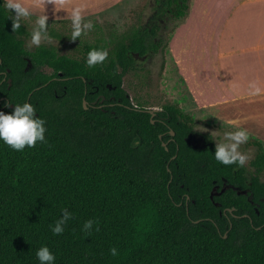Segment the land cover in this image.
Listing matches in <instances>:
<instances>
[{
    "label": "trees",
    "instance_id": "obj_1",
    "mask_svg": "<svg viewBox=\"0 0 264 264\" xmlns=\"http://www.w3.org/2000/svg\"><path fill=\"white\" fill-rule=\"evenodd\" d=\"M189 1L154 0L148 24L78 58L28 51L25 27L12 31L0 0V112L29 103L46 128L44 142L23 151L0 139V264H40L44 246L54 264H264V144L249 138V166H225L210 138L190 144V115L166 104L152 116L123 87L139 58L163 48L159 19L183 22ZM92 49L108 58L89 68ZM225 183L249 194L227 189L212 200ZM64 210L71 218L54 235Z\"/></svg>",
    "mask_w": 264,
    "mask_h": 264
},
{
    "label": "rangeland",
    "instance_id": "obj_2",
    "mask_svg": "<svg viewBox=\"0 0 264 264\" xmlns=\"http://www.w3.org/2000/svg\"><path fill=\"white\" fill-rule=\"evenodd\" d=\"M220 1L190 0V16L184 24H182L184 21L177 22L170 18L160 19L162 23L159 35L164 42L163 48L157 54L139 58L138 68L129 71L123 79V87L135 105L153 110L169 104L190 115L194 120L195 128L190 140L197 148L206 147L209 138L216 146V142L222 140L225 132L237 129L213 119L206 110L200 109L190 99L184 80L172 57L171 42L175 38L176 48L179 49L185 42L187 51L200 54L210 42L207 36L210 37V34H216L219 30V21L223 18ZM21 2L28 5L31 0H21ZM153 2L154 0H73V6L83 7L85 22L91 21L94 25L87 35H82L75 41L71 39L73 29L70 10L55 11L52 5H47L45 10L31 9L32 16L21 22L27 32L24 36L25 47L28 51L37 48L29 47L31 34L36 27V19L46 14L51 19H62V21L48 20V34L52 42H43L41 45L54 47L61 54L80 58L85 54L86 46L96 45L110 37L129 32L138 25L148 24L154 14ZM34 14L36 16H33ZM11 15L13 16L14 13ZM63 18L69 19L63 20ZM178 26L180 27L176 32ZM52 32L55 36L51 35ZM210 46L212 47V41ZM45 71L48 74L52 73L49 68ZM249 138L257 139L254 136ZM249 140L239 148L241 153L250 157L245 166H249L257 151L256 147L249 144ZM262 180L264 181V177Z\"/></svg>",
    "mask_w": 264,
    "mask_h": 264
},
{
    "label": "crops",
    "instance_id": "obj_3",
    "mask_svg": "<svg viewBox=\"0 0 264 264\" xmlns=\"http://www.w3.org/2000/svg\"><path fill=\"white\" fill-rule=\"evenodd\" d=\"M219 4L223 18L218 32L207 36L210 42L204 50L187 51L185 42L176 48L173 38L172 57L190 99L200 109L235 129L238 124L264 144V0ZM189 16L190 10L182 24ZM253 82L261 89L256 95L249 87Z\"/></svg>",
    "mask_w": 264,
    "mask_h": 264
},
{
    "label": "clouds",
    "instance_id": "obj_4",
    "mask_svg": "<svg viewBox=\"0 0 264 264\" xmlns=\"http://www.w3.org/2000/svg\"><path fill=\"white\" fill-rule=\"evenodd\" d=\"M47 5H52L55 11L70 10L72 34L71 39L75 41L82 35H87L94 28L91 21L85 22L82 6H73V0H31V3L26 5L21 0H6L5 6L14 13L10 17L12 20V31H16L21 27L23 20L29 19L32 16L31 9H46ZM48 15H40L36 21V27L31 34L29 47H39L43 42L51 43L52 39L48 34ZM108 58V52L105 49H92L87 56V66L94 68L97 65H102ZM253 89L252 94L260 93L261 89L255 82L249 85ZM45 121L37 118L36 109L29 103L23 106L16 105L12 114H4L0 112V139H2L9 147L15 151H23L25 147H35L39 141L44 142ZM238 130L227 131L224 133L222 140L216 142L215 160L225 166L237 164L243 167L250 157L247 154L241 153L239 148L249 140V133L235 125ZM71 218V213L64 210L63 216L58 220L52 228L54 235H61L64 232V225ZM93 221L85 222L84 231L90 233L93 226ZM99 229L97 228V231ZM113 256L118 254L115 247L110 249ZM37 258L40 264H54L55 256L48 247H41L37 251Z\"/></svg>",
    "mask_w": 264,
    "mask_h": 264
},
{
    "label": "water",
    "instance_id": "obj_5",
    "mask_svg": "<svg viewBox=\"0 0 264 264\" xmlns=\"http://www.w3.org/2000/svg\"><path fill=\"white\" fill-rule=\"evenodd\" d=\"M9 82H11V81H9ZM84 107H85V109L88 108V107H87V101H85V100H84ZM147 111H148L152 116H154V115L156 114V112L159 111V109H153V110L148 109ZM173 135H174V133H173ZM227 189H234V190H237L234 186H230V185H227V184L225 183V184H224V187L221 189V191H218V187H215V188L213 189V191H212V193H211V196H210L211 199L213 200L214 197L221 195V194L224 193ZM237 192H238L239 195H246V194H248V191H238V190H237ZM216 205H217V206H220L219 203H216ZM259 229H261V228H259Z\"/></svg>",
    "mask_w": 264,
    "mask_h": 264
},
{
    "label": "flooded vegetation",
    "instance_id": "obj_6",
    "mask_svg": "<svg viewBox=\"0 0 264 264\" xmlns=\"http://www.w3.org/2000/svg\"><path fill=\"white\" fill-rule=\"evenodd\" d=\"M159 21L162 23V20L159 19ZM159 110H160V109H159ZM173 133H174V132H172V135H173ZM174 135H175V133H174ZM174 135H173V136H174ZM189 142H190V144L192 145V141H191L190 139H189ZM192 146H194V145H192ZM194 147H195V146H194ZM196 148H197V147H196ZM200 148H205V147H200ZM248 194H249V192H248ZM248 194H246L245 196H247Z\"/></svg>",
    "mask_w": 264,
    "mask_h": 264
}]
</instances>
